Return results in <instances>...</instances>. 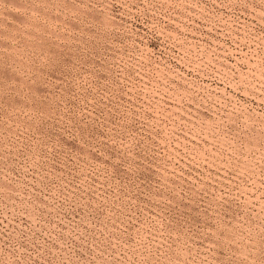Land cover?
Here are the masks:
<instances>
[{
    "label": "rangeland",
    "instance_id": "374dc122",
    "mask_svg": "<svg viewBox=\"0 0 264 264\" xmlns=\"http://www.w3.org/2000/svg\"><path fill=\"white\" fill-rule=\"evenodd\" d=\"M0 264H264V0H0Z\"/></svg>",
    "mask_w": 264,
    "mask_h": 264
}]
</instances>
